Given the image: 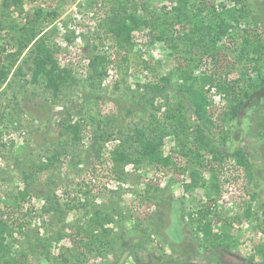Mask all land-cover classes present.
Here are the masks:
<instances>
[{
	"label": "rangeland",
	"instance_id": "374dc122",
	"mask_svg": "<svg viewBox=\"0 0 264 264\" xmlns=\"http://www.w3.org/2000/svg\"><path fill=\"white\" fill-rule=\"evenodd\" d=\"M147 2L151 5L148 10L138 7L136 13L151 17L154 24L163 28L167 24L161 12L152 10L163 5L171 10L178 0ZM185 2L197 12V7L203 4L202 8H206L210 3L219 6L228 1ZM244 2L247 15L243 27L234 25L233 36L222 37L213 45L215 52H219L217 60L205 56L202 62H197L200 64L197 69L187 59H198V54L208 49L212 51V39L206 37L205 42L194 46L196 55L186 54L183 50L192 43L183 40L187 28L183 29L179 23L174 32L166 33L165 42H157L155 46H147L148 31L142 29L134 35L136 49L124 62V53L116 50L111 39L103 43L95 40L96 35L103 34L100 23L105 18L106 5L104 9H89L86 0H24L23 16L20 9L11 5L4 8L3 17L9 20L5 25L9 27L10 20L18 26L24 24L26 13L37 8L58 10L59 16L47 30V37L60 48L58 60L73 68L79 82L63 86L59 96L54 97L44 90L41 82L32 80L24 66L25 77L11 73L7 84L0 88V110L4 111L0 120V224H8L12 229L4 247L0 246V264H261L264 254V89L253 94L238 118L230 121L223 115L230 104L229 96L211 85L206 88L212 103V120L217 127L210 124L209 130L197 140L188 134L193 129L184 138L197 145L201 142L204 154L213 143L221 152H240L250 164L248 175L235 163L236 159L229 158L214 198H209L202 186L188 191L182 189V179L184 183L190 181L188 173L165 169L158 172L155 167L130 164L125 166L121 180L111 161V151L121 138H126L133 129L147 133L154 127L152 102L163 108L158 115L165 112L164 97H150L138 84L169 75L179 63L183 68L187 64L186 69H191L195 77L203 73L212 78L220 77L227 85L234 86L240 96L248 85L264 81V0ZM208 19L207 23L214 24V17ZM61 25L66 29L65 34V30H59ZM243 28L250 36H258L262 45L259 53L244 46ZM4 32L0 31V42ZM68 37L72 43L67 42ZM170 39L178 44L173 57V50L168 46ZM97 45L100 49H94ZM105 46L110 50L106 51ZM98 52H104L113 63L105 67L108 74L103 85L95 87L88 83V74L83 69L85 60ZM259 55L261 60L257 62L253 58ZM144 62L148 63V70L143 69ZM173 79L179 81L177 72ZM201 86L199 78L196 88ZM169 97L172 106L179 102L174 93ZM183 113L191 127L197 123L202 125L191 109L184 108ZM70 121H81L84 126L82 140L78 143H73L71 134H63L64 126ZM92 137L98 140L96 146L101 150V159L89 150ZM178 142V137L168 136L163 150L164 155H170L174 163L183 167L189 160L179 153ZM50 157L53 158L50 169L36 174L40 162ZM51 175L53 179L48 181ZM210 175L207 171L206 179ZM27 176L32 180L27 181ZM82 182L92 187L93 199L89 200L88 209L95 211L101 206L111 220L107 226L110 231L101 234L105 246L96 252L87 251L82 245V230L86 229L91 214L81 208L65 213L44 212V208H54L55 201L65 208L66 202L78 196L75 189ZM25 189L28 196L23 199L20 193ZM206 202L221 219L229 218L234 222L230 247L208 244L195 228L190 214ZM248 207L250 216L244 214ZM221 224H213L215 231Z\"/></svg>",
	"mask_w": 264,
	"mask_h": 264
},
{
	"label": "trees",
	"instance_id": "16d2710c",
	"mask_svg": "<svg viewBox=\"0 0 264 264\" xmlns=\"http://www.w3.org/2000/svg\"><path fill=\"white\" fill-rule=\"evenodd\" d=\"M35 1V0H33ZM89 9H96L100 7L104 9V5L107 6L105 18L100 23V29L103 32L102 35L98 34L95 36V40L99 43H103L105 39H111L113 46L116 50L124 53V62L128 61V56L136 49V42L134 35L139 33L142 29L148 31V44L147 46H155L157 42L166 41V33L174 32L176 23L183 26V29L187 28L183 34V40L187 43H192L189 48L183 50L186 54H197L194 52V46L200 45L205 42L206 37H211L212 46L211 50H205L204 53L198 54L199 58L187 59L192 64L194 63V69L199 68V63L202 62L203 57L217 60L219 52H215V45L222 37L233 36L235 33V26L243 27V22L247 12L244 11V0H227L228 2H221L219 6L215 4H208V7L202 8L197 7L198 11L195 12L192 8L186 6L185 0H178L175 6L171 10H166V6L153 9L152 12H161V17L166 26L160 28V24H154L152 18H144L138 15L137 9L148 10L151 5L148 0H87ZM0 31L5 30L2 40L0 42V88L7 84L9 75L19 77H25L24 66L28 68L31 74V78L34 81L41 82L44 90L52 93L54 97H58L62 91L63 86L68 84L78 83L79 80L74 73L73 68L62 64L59 59L60 51L59 47L51 43L48 40L49 27L58 16L59 11L55 9L44 10L37 8L32 13H26L27 19L22 25H17L14 20H10V27L5 24L9 23L6 17H3L4 8H8L10 5L22 12L20 15H24V0H0ZM196 8V9H197ZM201 8V9H199ZM3 17V18H2ZM165 17V18H164ZM208 17H214V24L208 21ZM200 18L199 21L196 19ZM216 28L214 29V25ZM5 25V26H4ZM160 25V26H159ZM7 27V28H6ZM2 33V32H1ZM0 33V34H1ZM249 35L248 31L243 28V43L248 49H252L255 53H259L261 44L258 42V36ZM1 39V38H0ZM198 39V40H194ZM67 42H71V38H67ZM169 49L172 51L171 57H173L174 51L177 50L178 44L174 40H169ZM72 43V42H71ZM94 49H100V46H93ZM25 53V54H24ZM24 54V57L22 58ZM22 58V59H21ZM104 52L93 55L89 59V71L86 80L91 86L97 87V84L101 86L108 74L107 66L108 63L112 64L113 61L109 59ZM255 61L261 60V55L257 58H253ZM251 58V60H253ZM21 60V61H20ZM20 61V62H19ZM199 62V63H197ZM215 63H217L215 61ZM144 70H148V63L144 62ZM181 63L175 66L174 69H169V75L156 78L154 81H149L145 84H138L142 90H145L150 97H164L165 112L162 116L158 115L162 106H157L151 103L154 111L155 124L146 133L145 131H139L133 129L126 138H121L119 144L111 151V161L114 168L117 170L115 174L118 179L123 178L125 166L134 164L137 166L155 167L156 171L162 172L164 170L179 171L181 174L188 173L190 181L185 182L182 179L183 187L188 191L189 188L202 186L206 189V194L209 198H214V194L221 186V176L223 174V168L226 161L229 158H233L236 164H239L249 174V161L240 152H221L219 148L211 143V147L206 150L207 154H204L202 143L199 145L195 144L194 141L190 142L187 138L188 134L194 135L199 138L205 134V130H209L210 124L217 127L216 123L212 120L213 113L210 112V105L212 104L208 99L209 90L206 89L208 86L215 87L218 92L225 93L228 95L230 101L228 110L223 112L225 116L229 117L230 121L236 120L240 110L243 109L247 100L250 97L264 89V81L257 84L248 85L240 96L235 91L234 86L227 85L226 82L219 78L210 77L203 73L201 77H195L192 70H187V64L181 67ZM171 68V67H170ZM173 68V66H172ZM193 69V70H194ZM178 73V82H175L173 75ZM202 83V86L196 88L197 80ZM27 83V81H26ZM249 83V82H248ZM139 88V89H140ZM174 93L178 98V103L173 105L170 103V94ZM183 103V104H182ZM172 106V107H171ZM188 108L193 111L194 117L202 122V125L197 123L194 128L190 126V122L185 118L183 109ZM3 112L0 110V120L3 119ZM223 119V118H222ZM2 121V120H1ZM82 122L70 121L63 128V134H71L73 143H78L82 140L81 135L83 131ZM196 133V135L194 134ZM174 135V138L179 139L178 145L180 147L179 153L187 157L188 165L180 167L178 162L174 163L170 155H164V141L168 136ZM89 146L91 152H95L98 159L102 158L101 150L97 149L96 144L98 140L93 139ZM192 144V146H191ZM190 145V146H189ZM53 158L50 157L46 162L41 161L36 167L38 171H45L50 169ZM177 161V160H175ZM122 167V169L120 168ZM211 173L210 178L206 179L205 173ZM246 174V176H247ZM27 181H31V176H27ZM48 181L53 179V176L47 177ZM48 183V182H47ZM75 196L72 201L66 202L65 208L60 202L55 201V206L50 208H44L45 213H52L53 210L72 211L76 209H83L87 214H91L90 220L84 233V239L82 245L87 251L96 252L100 248H104L102 242V235L107 234L110 230L107 227L110 225L111 220L102 211V207H97L94 211L92 208L88 209L89 200L92 198V187L89 183H79L75 189ZM19 196V195H18ZM21 198L25 199L28 196V191L25 189L20 193ZM82 197V198H81ZM15 197L14 199H16ZM85 198V201H84ZM93 199V198H92ZM86 202V203H85ZM213 205V204H212ZM99 208V209H98ZM94 209V208H93ZM245 215L250 216L251 210L248 207L245 210ZM193 223L196 225L199 235L207 241V243H214L217 247H230L231 246V227L233 223L229 218L221 219L217 216L211 204L207 202L196 212L190 214ZM215 222L213 219L216 218ZM214 223L221 224L218 230L215 231L213 226ZM12 232L11 227L7 224H0V246L4 247V242L8 238V233ZM103 246V247H102ZM67 258H64L66 260ZM261 264H264V254L261 256Z\"/></svg>",
	"mask_w": 264,
	"mask_h": 264
},
{
	"label": "built area",
	"instance_id": "2783aa9c",
	"mask_svg": "<svg viewBox=\"0 0 264 264\" xmlns=\"http://www.w3.org/2000/svg\"><path fill=\"white\" fill-rule=\"evenodd\" d=\"M87 1V0H86ZM74 9H75V11H76V7L74 6ZM59 30L60 31H64V34L66 33V29L64 28V26H60L59 27ZM63 33V32H62ZM63 34V35H64ZM106 47V46H105ZM106 49V51H109L110 50V48H108V47H106L105 48ZM84 71L83 72H85V74H88V71H89V60H85V62H84V69H83ZM109 73H111V72H109Z\"/></svg>",
	"mask_w": 264,
	"mask_h": 264
}]
</instances>
